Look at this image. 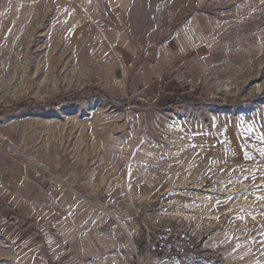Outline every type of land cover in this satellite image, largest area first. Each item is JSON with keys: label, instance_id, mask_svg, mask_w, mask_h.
Masks as SVG:
<instances>
[{"label": "rangeland", "instance_id": "rangeland-1", "mask_svg": "<svg viewBox=\"0 0 264 264\" xmlns=\"http://www.w3.org/2000/svg\"><path fill=\"white\" fill-rule=\"evenodd\" d=\"M231 2L244 10L216 34L213 56L184 61L192 95L170 103L189 102L158 110L133 100L153 80L142 32L162 5L212 12ZM112 145L119 194L199 241L200 254L151 252L152 264L218 260L203 242L227 228L263 236L264 0H0V150L53 171L58 160L94 165ZM132 170L143 180L132 183Z\"/></svg>", "mask_w": 264, "mask_h": 264}, {"label": "crops", "instance_id": "crops-1", "mask_svg": "<svg viewBox=\"0 0 264 264\" xmlns=\"http://www.w3.org/2000/svg\"><path fill=\"white\" fill-rule=\"evenodd\" d=\"M201 6L162 5L154 24L142 32L156 68L133 100L159 110L192 95L185 59L212 57L216 34L226 32L228 17L237 24L244 10L240 2L215 5L212 12ZM98 153L90 166L58 160L52 169L62 182L43 189L33 178L34 165L0 150V264H139L134 250L143 264H152L144 232L164 217L158 210L141 212L149 204L142 197L119 194V145L101 146ZM133 171L132 183L142 181ZM167 190L147 201L155 203ZM257 234L241 236L235 228L212 234L203 249L219 257L205 263L264 264V235Z\"/></svg>", "mask_w": 264, "mask_h": 264}, {"label": "built area", "instance_id": "built-area-1", "mask_svg": "<svg viewBox=\"0 0 264 264\" xmlns=\"http://www.w3.org/2000/svg\"><path fill=\"white\" fill-rule=\"evenodd\" d=\"M34 163V179L45 189L56 187L62 179L55 171H50L36 161ZM198 239L189 230L178 224L161 223L150 225L144 232V247L147 251L177 259L187 254H200ZM135 256L137 252L134 250Z\"/></svg>", "mask_w": 264, "mask_h": 264}, {"label": "trees", "instance_id": "trees-1", "mask_svg": "<svg viewBox=\"0 0 264 264\" xmlns=\"http://www.w3.org/2000/svg\"><path fill=\"white\" fill-rule=\"evenodd\" d=\"M189 101H186V100H178V101H175L173 103H170L169 105H173L174 107L179 105V104H186L188 103ZM131 106H139V107H144L143 105H140V103H136V102H131L130 103Z\"/></svg>", "mask_w": 264, "mask_h": 264}]
</instances>
